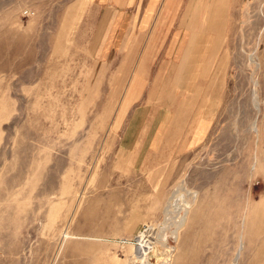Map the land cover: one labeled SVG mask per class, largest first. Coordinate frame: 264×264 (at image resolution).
Here are the masks:
<instances>
[{"label": "rangeland", "instance_id": "rangeland-1", "mask_svg": "<svg viewBox=\"0 0 264 264\" xmlns=\"http://www.w3.org/2000/svg\"><path fill=\"white\" fill-rule=\"evenodd\" d=\"M238 254L264 264V0H0V264Z\"/></svg>", "mask_w": 264, "mask_h": 264}, {"label": "bare ground", "instance_id": "bare-ground-1", "mask_svg": "<svg viewBox=\"0 0 264 264\" xmlns=\"http://www.w3.org/2000/svg\"><path fill=\"white\" fill-rule=\"evenodd\" d=\"M256 100H257V99H256ZM257 109H258V108H257ZM254 130L257 131L256 125L254 126ZM146 237H152V232H148V235H146V234L142 235L141 238H146ZM155 250H158V245L155 247ZM239 256H240V254L237 255L236 260H235V264H236V262L238 261ZM164 262L167 264L169 261H168V260H164ZM134 263H135V262H134Z\"/></svg>", "mask_w": 264, "mask_h": 264}]
</instances>
